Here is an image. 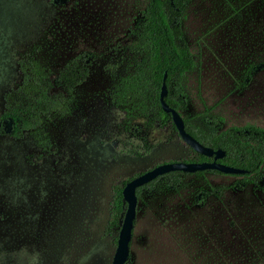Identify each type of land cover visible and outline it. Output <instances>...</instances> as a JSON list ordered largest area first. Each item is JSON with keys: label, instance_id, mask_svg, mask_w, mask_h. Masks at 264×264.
Returning a JSON list of instances; mask_svg holds the SVG:
<instances>
[{"label": "rangeland", "instance_id": "374dc122", "mask_svg": "<svg viewBox=\"0 0 264 264\" xmlns=\"http://www.w3.org/2000/svg\"><path fill=\"white\" fill-rule=\"evenodd\" d=\"M147 3L0 0V113L21 59L56 73L90 53L87 76L42 140L0 132V264H111L112 186L188 155L170 126L146 124L136 96L116 94L140 59L135 24ZM182 30L194 67L181 113L210 109L222 127L264 128V0H190ZM240 178L206 171L142 189L125 264H264V176L239 188ZM200 190L209 193L197 201Z\"/></svg>", "mask_w": 264, "mask_h": 264}, {"label": "trees", "instance_id": "16d2710c", "mask_svg": "<svg viewBox=\"0 0 264 264\" xmlns=\"http://www.w3.org/2000/svg\"><path fill=\"white\" fill-rule=\"evenodd\" d=\"M190 0H148L141 11L135 29L140 59L132 73L125 75L116 86L121 101L136 96L147 115L146 124L152 126L159 118L172 129L175 126L171 114L165 112L159 102L162 77L166 73L167 95L165 101L182 115L187 132L202 144L224 151L217 161L240 169L242 173L234 184L241 188L252 176H264V128L255 124L221 126L222 118L204 109L191 115H183L186 94L183 79L194 67V58L182 30L184 10ZM89 52L69 59L56 73L33 57L19 61L22 74L20 83L4 95V108L0 113V132L19 137L29 131L42 140L45 126L54 116L66 112L74 89L88 74ZM8 125V128H7ZM7 128V129H6ZM189 153L182 161L211 160L187 144ZM206 171L223 173L215 169L191 172L204 174ZM180 170L166 172L137 187L139 198L142 189L152 187L161 178H167L166 185L177 187L182 174ZM229 174V173H228ZM126 179L112 186L110 213L106 231L119 230L126 209L122 189ZM210 192L220 195L221 188L210 187ZM208 191L197 192V201H202ZM117 238H115L116 243Z\"/></svg>", "mask_w": 264, "mask_h": 264}, {"label": "water", "instance_id": "95a60500", "mask_svg": "<svg viewBox=\"0 0 264 264\" xmlns=\"http://www.w3.org/2000/svg\"><path fill=\"white\" fill-rule=\"evenodd\" d=\"M165 78L166 73H164L162 77V82L159 91V102L162 109L165 112H169L171 114V119L177 131V134L183 140V142L196 152L207 157H212V160L165 161L156 164L148 170L141 172L140 174L132 177L125 183L122 189V195L124 201L126 202V209L121 221V226L119 228L116 240V247L111 264H125L128 259L130 253V240L132 236V229L136 216V206L138 201L136 195L137 187L142 186L143 184L153 180L157 176L174 170H180L189 173L211 169H215L223 173L232 174L244 172L243 169L218 162L217 159L223 156L224 151H222L221 149H213L209 146L202 144L199 140H197L189 132L186 131L181 114L176 109L169 106V104L165 101V96L167 95V86L165 83Z\"/></svg>", "mask_w": 264, "mask_h": 264}, {"label": "flooded vegetation", "instance_id": "af4514ba", "mask_svg": "<svg viewBox=\"0 0 264 264\" xmlns=\"http://www.w3.org/2000/svg\"><path fill=\"white\" fill-rule=\"evenodd\" d=\"M178 112H179V111H178ZM179 113H180V112H179ZM181 116H182V115H181ZM176 132H177V131H176ZM177 135H178V134H177ZM182 141H183V140H182ZM209 158H212V157H209ZM211 160H212V159H211ZM158 164H159V163H158ZM154 166H155V165H154ZM139 174H140V173H139ZM227 174H228V173H227ZM229 174H230V173H229ZM131 178H132V177H131ZM131 178H130V179H131ZM128 180H129V179H128ZM128 180H127V181H128ZM127 181H126V182H127ZM137 199H138V197H137ZM134 220H135V219H134ZM133 225H134V224H133ZM132 230H133V229H132Z\"/></svg>", "mask_w": 264, "mask_h": 264}]
</instances>
